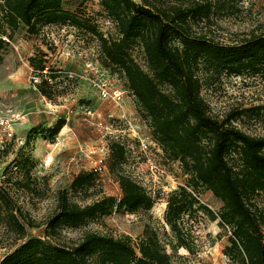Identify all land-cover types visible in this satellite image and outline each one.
I'll return each mask as SVG.
<instances>
[{"label": "trees", "instance_id": "16d2710c", "mask_svg": "<svg viewBox=\"0 0 264 264\" xmlns=\"http://www.w3.org/2000/svg\"><path fill=\"white\" fill-rule=\"evenodd\" d=\"M217 2L99 0L115 25V38L104 37L88 20L65 10L61 0H2L0 20L10 30L22 24L28 33H36L47 24L67 23L96 36L102 61L124 78L142 108L151 139L188 175L190 190L183 186L170 195L163 213L165 223L177 232L176 222L186 210L203 209L210 220L217 217L218 226L229 231V245L223 251L229 261L264 264V213L250 202L253 194L264 193V136L247 134L233 124L245 109L231 108L222 116L211 113L195 74L199 60L216 72L257 70L264 65V32L232 44L215 40L204 28L219 9ZM1 35L0 49L5 44ZM134 47L140 51L145 69L132 56ZM41 57V62L30 66L41 68L44 54ZM36 86L45 96L51 88L45 81ZM61 125L58 121L53 132ZM109 149L110 172L117 179L120 196L104 195L80 205L71 202L65 190L60 191L55 211L44 222L46 237L56 234L60 226L77 227L113 209L135 212L151 208L154 201L146 189L117 168L125 159L124 144L113 140ZM233 155L239 161L238 169L229 161ZM93 179L91 171H79L70 189L86 191ZM198 188L221 201L217 214L198 203L193 195ZM194 203L197 206L192 209ZM0 221L15 240H22L0 258V264H173L154 231H144L136 243L128 236L95 231L85 232L70 245L31 236L28 229L39 223L1 185Z\"/></svg>", "mask_w": 264, "mask_h": 264}, {"label": "rangeland", "instance_id": "374dc122", "mask_svg": "<svg viewBox=\"0 0 264 264\" xmlns=\"http://www.w3.org/2000/svg\"><path fill=\"white\" fill-rule=\"evenodd\" d=\"M211 1H218L215 6L219 9L204 29L215 40L232 44L264 32V0ZM61 6L88 20L104 37L117 36L115 25L105 15L99 0H61ZM0 33L9 40L0 49V80L9 69L41 62L43 54L45 64L50 63L74 75L70 80L56 77L53 84L49 83L51 88L47 96L28 81L27 69L26 81L35 87L34 90L29 87L15 95L0 89V114L6 108L8 112L15 109L24 115L12 124L13 138L0 141V185L29 217L39 223L28 229L29 235L70 245L85 232L95 231L114 237L128 236L136 243L144 231H154L173 264H233L223 253L229 245L230 233L225 226H218L217 217L210 220L203 209L186 210L176 222L177 232L165 223L164 203L167 204L177 188L187 187L188 175L183 173L179 162L168 160L151 139V128L145 122L142 108L128 91L124 78L102 61L96 36L67 23L47 24L36 33H28L22 24L10 30L1 20ZM174 44L180 47L177 42ZM131 54L145 69L137 47ZM83 69L88 73L86 79L78 76ZM195 74L200 83L199 92L211 113L222 116L231 108L245 109L233 124L247 134L264 136V65L257 70L242 69L239 74H234L216 72L205 61L199 60ZM90 80L104 83L108 90L123 89L121 101L114 103L100 97ZM80 81L89 85L96 93L95 97L80 96ZM96 95L101 98L99 102ZM120 115L128 117L137 134L150 143L153 159L165 166L169 177L151 175L142 159L136 158L138 151L133 134L119 132L125 128ZM21 121H30V126L17 130L14 124ZM58 121H62V125L54 133L53 127ZM113 140L125 147V159L117 168L157 195L156 201L147 210L113 209L111 213L88 219L77 227L60 226L56 234L46 237L44 222L55 211L60 191L65 190L67 198L80 205L104 195L120 196L117 179L110 172L109 144ZM229 161L237 165L236 169L240 167L235 155ZM79 171H91L93 184L86 191L72 192L70 184ZM193 195L214 214L219 212L222 203L210 191L198 188ZM250 202L264 213L263 192L253 194ZM196 206L194 203L192 209ZM21 241L15 240L0 221V258Z\"/></svg>", "mask_w": 264, "mask_h": 264}, {"label": "built area", "instance_id": "2783aa9c", "mask_svg": "<svg viewBox=\"0 0 264 264\" xmlns=\"http://www.w3.org/2000/svg\"><path fill=\"white\" fill-rule=\"evenodd\" d=\"M1 38L5 42H9L8 38L5 35H1ZM87 70L83 69L82 72L79 73V77L86 79L87 78ZM61 76L66 78L67 80L73 79L74 75L71 71H63L59 67H55L50 63H44L41 68H33L30 66L29 73H28V81L33 84L37 85L41 81H45L46 83L53 84L55 78ZM91 86L97 91V94L106 99H110L114 103H118L121 101L124 90L123 89H111L108 90L104 83L97 82L95 80H90ZM3 111V112H2ZM3 114H0V141H9L13 138V127L12 124L15 121H18L24 117L22 113L19 112H11L8 110H2ZM108 117H112L111 114H108ZM118 118V117H117ZM120 120L124 123V129L120 130L122 134L126 132H131L133 139L136 141L137 144V154L136 158H141L144 162L146 170L153 176L159 177H169V173L164 165L157 163L150 152V143L147 142L144 138L140 137L137 132L133 129L131 120L126 117L125 115H120ZM127 130V131H126ZM190 190V189H189ZM153 201L155 202L158 198L157 195L150 193L146 190Z\"/></svg>", "mask_w": 264, "mask_h": 264}, {"label": "crops", "instance_id": "0c3cea01", "mask_svg": "<svg viewBox=\"0 0 264 264\" xmlns=\"http://www.w3.org/2000/svg\"><path fill=\"white\" fill-rule=\"evenodd\" d=\"M29 68H30L29 65L25 67L24 64H22L18 66L17 68L9 69L0 80V89L10 91L15 95L23 93L24 92L23 90L29 87L31 88V90H34L35 87L26 81V77H27L26 69L28 70V73H29ZM78 87L80 88V96L84 95V96H94L95 97L94 94L96 93H94L92 89L89 88V85L85 81H80L78 83ZM96 97L99 102L101 98H99L97 95ZM35 104H36V101H35ZM125 109L128 110L126 105H125ZM4 110L7 111L6 108H4ZM16 111L17 110L15 109L13 110V112H16ZM14 125L17 130L25 129V128H28V126H30V121L16 122ZM165 203H164L163 210L166 207Z\"/></svg>", "mask_w": 264, "mask_h": 264}]
</instances>
